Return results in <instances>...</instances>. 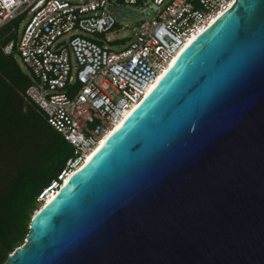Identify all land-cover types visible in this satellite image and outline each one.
Returning a JSON list of instances; mask_svg holds the SVG:
<instances>
[{
	"label": "water",
	"instance_id": "1",
	"mask_svg": "<svg viewBox=\"0 0 264 264\" xmlns=\"http://www.w3.org/2000/svg\"><path fill=\"white\" fill-rule=\"evenodd\" d=\"M55 192L2 264H264V0L222 11Z\"/></svg>",
	"mask_w": 264,
	"mask_h": 264
},
{
	"label": "built area",
	"instance_id": "2",
	"mask_svg": "<svg viewBox=\"0 0 264 264\" xmlns=\"http://www.w3.org/2000/svg\"><path fill=\"white\" fill-rule=\"evenodd\" d=\"M233 1L0 0V29L9 25L14 34L0 49L17 57L30 80L24 98L76 153L63 177L143 99L192 33ZM137 2L143 17L131 35L118 36L115 15L124 19V7Z\"/></svg>",
	"mask_w": 264,
	"mask_h": 264
},
{
	"label": "trees",
	"instance_id": "3",
	"mask_svg": "<svg viewBox=\"0 0 264 264\" xmlns=\"http://www.w3.org/2000/svg\"><path fill=\"white\" fill-rule=\"evenodd\" d=\"M14 39L0 29V47ZM30 80L12 55L0 49V264L23 243L38 196L76 156L40 109L24 98ZM53 192V191H51Z\"/></svg>",
	"mask_w": 264,
	"mask_h": 264
},
{
	"label": "bare ground",
	"instance_id": "4",
	"mask_svg": "<svg viewBox=\"0 0 264 264\" xmlns=\"http://www.w3.org/2000/svg\"><path fill=\"white\" fill-rule=\"evenodd\" d=\"M222 13V12H221ZM221 13L217 14L220 15ZM216 16V17H217ZM215 17V18H216ZM214 18V19H215ZM214 19H212L208 24H210L212 21H214ZM205 27V26H203ZM203 27H201L199 29L198 32H195V33H192V35L188 38V40L186 41V43L181 47V49H179L175 54L174 56L172 57V59L170 60L169 64L167 65V67L155 78V80L151 83V85L147 88L146 90V93L144 95V97L154 88V86L158 83V81L163 77V75L168 71V69L173 65V63L176 61V59L179 57V55L182 53V51L187 47V45L199 34L201 33V31L204 29ZM143 97V98H144ZM140 103V102H139ZM136 104L134 106H132L129 110H127L124 115L120 118V120H118L114 126H112L111 128H109L98 140V142L96 143L95 147H93L91 149V151H89L85 156H84V160L82 162V164H84L85 162H87L91 157L92 155H94L96 153V151H98V149L104 144V142L114 133V131H116V129L129 117V115L137 108V106L139 105ZM81 164V165H82ZM75 171V170H74ZM73 171V172H74ZM73 172H70L68 173L66 176H64L62 178V181H64L63 183L66 182V180L68 179V177L70 175H72ZM61 181V184H63ZM61 186V185H60ZM54 191V190H53ZM56 191H57V188H56ZM56 192H51L50 190H47L46 192V196L43 198V202H42V205H44L46 202H48L51 197H53V195L55 194ZM41 205V206H42ZM40 206V207H41Z\"/></svg>",
	"mask_w": 264,
	"mask_h": 264
},
{
	"label": "rangeland",
	"instance_id": "5",
	"mask_svg": "<svg viewBox=\"0 0 264 264\" xmlns=\"http://www.w3.org/2000/svg\"><path fill=\"white\" fill-rule=\"evenodd\" d=\"M147 1L149 2V0H147ZM143 7H144V5H142L141 2H137L134 5H126L124 8L127 11H125V14H124L125 18L124 19L120 18L118 15H115V24L118 28L121 27V29H119V31H117L118 36H122V35H128L129 36V35H131L130 28L132 26H134L143 17V14L141 12ZM14 59L17 62V64L19 65V67L22 69V67H21L16 56L14 57ZM22 71H23V69H22ZM63 182L64 181H62V183ZM60 185H62V184H60ZM53 192H55V191H53ZM41 205H42V203H41Z\"/></svg>",
	"mask_w": 264,
	"mask_h": 264
}]
</instances>
